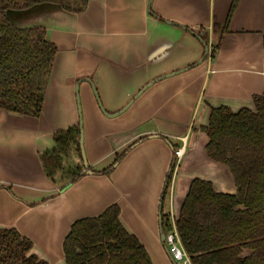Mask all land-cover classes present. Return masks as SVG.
<instances>
[{"label":"crops","instance_id":"1","mask_svg":"<svg viewBox=\"0 0 264 264\" xmlns=\"http://www.w3.org/2000/svg\"><path fill=\"white\" fill-rule=\"evenodd\" d=\"M231 1L88 0L78 13L51 2L6 10L17 27H42L57 51L39 115L0 108V229L27 237L49 264H66L62 242L71 223L116 203L151 263L174 264L160 214L178 216L193 178L217 192L236 190L228 166L205 151L211 107L254 110L252 96L264 97V0H236L227 31L214 29ZM201 33L218 47L197 63ZM80 118L87 166L72 148L64 166L79 176H47L41 152L53 148L55 131ZM128 146L109 172H95Z\"/></svg>","mask_w":264,"mask_h":264},{"label":"trees","instance_id":"2","mask_svg":"<svg viewBox=\"0 0 264 264\" xmlns=\"http://www.w3.org/2000/svg\"><path fill=\"white\" fill-rule=\"evenodd\" d=\"M87 1L0 0V108L38 116L57 51L45 39L42 27H17L8 20L6 10L51 2L78 13ZM235 6L236 0H232L225 22L220 26L215 23L214 29L227 31ZM200 36L208 43L207 33ZM217 47L218 43L211 44V58ZM252 101L254 110L233 112L223 105L211 107L203 127L208 138L207 156L228 166L236 190L233 194L217 192L209 180H191L174 222L190 264H264V97L253 95ZM78 138V124L54 132L53 148L40 154L47 176L58 171L70 174L71 180L79 176L77 167L64 166L72 148L80 154ZM128 148L95 172H109ZM169 177L170 173L166 183ZM160 228L171 230L169 218L162 213ZM31 248L32 242L14 228L0 229V264H49ZM62 249L66 264H152L144 246L121 224L116 203L97 216L74 220Z\"/></svg>","mask_w":264,"mask_h":264},{"label":"built area","instance_id":"3","mask_svg":"<svg viewBox=\"0 0 264 264\" xmlns=\"http://www.w3.org/2000/svg\"><path fill=\"white\" fill-rule=\"evenodd\" d=\"M185 147L182 144L180 147L173 150V170L178 165L181 157L184 154ZM170 224H171V230L168 232H165L164 237V243L166 244L167 251L171 257V259L176 264H190V257L185 252L182 243L180 241L179 235L177 233L176 227H175V218L173 216L170 217Z\"/></svg>","mask_w":264,"mask_h":264},{"label":"water","instance_id":"4","mask_svg":"<svg viewBox=\"0 0 264 264\" xmlns=\"http://www.w3.org/2000/svg\"><path fill=\"white\" fill-rule=\"evenodd\" d=\"M199 38V40H201L202 41V44H203V46H204V52H203V55L199 58V60H198V62L197 63H199V62H201L202 60H204V58L207 56V54H208V49H209V47H208V43L207 42H205L204 40H202L200 37H198ZM94 94H95V96H96V98H97V94H96V92L94 91ZM135 98V97H134ZM130 103V102H129ZM129 103L126 105V106H124L123 108H122V110H124L128 105H129ZM98 106L100 107V109H101V111L103 112V113H105L106 115H108V116H110V115H114V114H108V113H106L105 112V110L102 108V106L100 105V103L98 102ZM122 110H120V111H122ZM78 111L80 112V107H79V105H78ZM119 111V112H120ZM78 126H79V140H78V142H79V147H80V153H81V157H82V160H83V164L85 165V166H87V162H86V158H85V153H84V150H83V130H82V120H81V118L79 119V121H78ZM164 237H165V232L160 228V238H161V240L164 242ZM165 244V243H164ZM165 248H166V250H167V247H166V244H165ZM174 262V261H173ZM174 264H176L175 262H174Z\"/></svg>","mask_w":264,"mask_h":264},{"label":"rangeland","instance_id":"5","mask_svg":"<svg viewBox=\"0 0 264 264\" xmlns=\"http://www.w3.org/2000/svg\"><path fill=\"white\" fill-rule=\"evenodd\" d=\"M208 47H209V45H208ZM209 50H210V47H209V49H208V53H209Z\"/></svg>","mask_w":264,"mask_h":264}]
</instances>
